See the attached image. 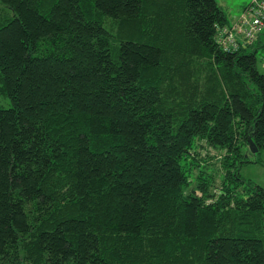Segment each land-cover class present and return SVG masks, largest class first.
I'll return each instance as SVG.
<instances>
[{"label": "trees", "instance_id": "trees-1", "mask_svg": "<svg viewBox=\"0 0 264 264\" xmlns=\"http://www.w3.org/2000/svg\"><path fill=\"white\" fill-rule=\"evenodd\" d=\"M227 22L215 0H0V264H264L238 170L264 149V30L227 51Z\"/></svg>", "mask_w": 264, "mask_h": 264}, {"label": "rangeland", "instance_id": "rangeland-1", "mask_svg": "<svg viewBox=\"0 0 264 264\" xmlns=\"http://www.w3.org/2000/svg\"><path fill=\"white\" fill-rule=\"evenodd\" d=\"M216 3L221 7L225 16L230 19L227 26L236 21V18L242 12L243 6L249 3V0H215ZM264 30V29H263ZM237 38V35H235ZM256 68L259 71H264V59L256 56ZM0 105L6 107L8 100L6 97L0 96ZM197 148L196 161L199 165L206 166V170L213 169L216 173L219 172L218 157L219 152L206 146L203 141ZM248 157L246 162H243L239 166V174L243 179H248L262 188H264V149H260L254 154H246ZM218 177H215V183L218 181Z\"/></svg>", "mask_w": 264, "mask_h": 264}, {"label": "built area", "instance_id": "built-area-1", "mask_svg": "<svg viewBox=\"0 0 264 264\" xmlns=\"http://www.w3.org/2000/svg\"><path fill=\"white\" fill-rule=\"evenodd\" d=\"M264 29V0H249L236 21L220 28L217 42L224 50H235L238 43L249 44ZM237 35V38L235 37ZM237 41H239L237 43Z\"/></svg>", "mask_w": 264, "mask_h": 264}, {"label": "water", "instance_id": "water-1", "mask_svg": "<svg viewBox=\"0 0 264 264\" xmlns=\"http://www.w3.org/2000/svg\"><path fill=\"white\" fill-rule=\"evenodd\" d=\"M247 141H248L249 152L255 153V151L257 149L256 146L254 145V143L252 142V140L249 137L247 138Z\"/></svg>", "mask_w": 264, "mask_h": 264}, {"label": "crops", "instance_id": "crops-1", "mask_svg": "<svg viewBox=\"0 0 264 264\" xmlns=\"http://www.w3.org/2000/svg\"><path fill=\"white\" fill-rule=\"evenodd\" d=\"M229 20H230V19H228V22H227V23H229Z\"/></svg>", "mask_w": 264, "mask_h": 264}]
</instances>
